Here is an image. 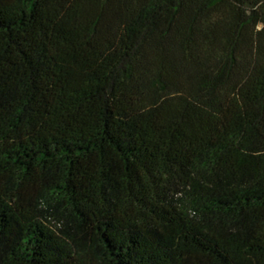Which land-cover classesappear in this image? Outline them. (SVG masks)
Segmentation results:
<instances>
[{
	"label": "trees",
	"instance_id": "1",
	"mask_svg": "<svg viewBox=\"0 0 264 264\" xmlns=\"http://www.w3.org/2000/svg\"><path fill=\"white\" fill-rule=\"evenodd\" d=\"M0 264H264V0H0Z\"/></svg>",
	"mask_w": 264,
	"mask_h": 264
}]
</instances>
